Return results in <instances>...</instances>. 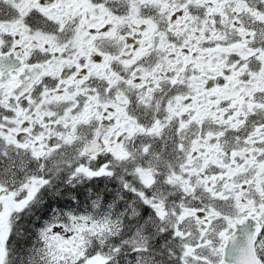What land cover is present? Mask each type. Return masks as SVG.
I'll list each match as a JSON object with an SVG mask.
<instances>
[{"label": "snow or ice", "instance_id": "6c2138e0", "mask_svg": "<svg viewBox=\"0 0 264 264\" xmlns=\"http://www.w3.org/2000/svg\"><path fill=\"white\" fill-rule=\"evenodd\" d=\"M0 264H264V0H0Z\"/></svg>", "mask_w": 264, "mask_h": 264}]
</instances>
